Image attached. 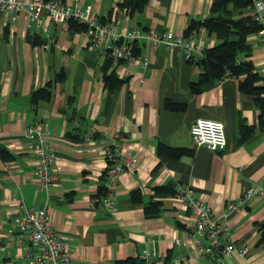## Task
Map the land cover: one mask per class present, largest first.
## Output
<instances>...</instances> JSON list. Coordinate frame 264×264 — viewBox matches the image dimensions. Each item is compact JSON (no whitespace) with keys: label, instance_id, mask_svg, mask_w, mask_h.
Wrapping results in <instances>:
<instances>
[{"label":"crops","instance_id":"0c3cea01","mask_svg":"<svg viewBox=\"0 0 264 264\" xmlns=\"http://www.w3.org/2000/svg\"><path fill=\"white\" fill-rule=\"evenodd\" d=\"M117 1L82 0L118 29L157 31L183 30L190 19L204 18L211 0H148L131 14ZM44 24L28 23L23 11L11 17L0 10V144L13 153L11 158L0 157V264L27 262L30 243L12 222L24 206L50 211L54 230L69 241L67 264H131L148 237L165 254L156 264H172L174 258L177 264H264V243L257 241L264 198L252 197L236 210L227 208L228 200L264 178V125L259 124L253 95L239 89L244 74L221 75L193 91L189 81L201 70L196 60L186 58L176 44L139 40L148 63L111 61L107 71L128 77L110 90L102 77V63L109 57L89 45L85 29L70 31L67 20L45 19ZM247 38L251 54L242 52L238 58L264 64V40L255 32ZM194 40L202 50L218 37L204 29L195 31ZM48 82L51 96L32 101L31 91ZM165 99L184 107L169 108ZM197 116L224 122L223 148L195 143L189 126ZM32 122L39 124L55 151L52 168L57 177L45 187L38 186L32 171L36 155L28 148L25 132ZM108 130L121 133L120 159L134 157L115 178L112 197L117 208L112 212L92 201L106 165L97 138ZM159 141L189 150L160 153ZM163 184L172 190L159 193L156 186ZM179 185L190 186L192 194L228 224L235 248L221 261L193 247L185 224L189 209L174 197ZM132 188L139 189L141 198H131ZM150 199H161L160 210L145 215ZM243 245L247 249L240 252L238 246Z\"/></svg>","mask_w":264,"mask_h":264},{"label":"built area","instance_id":"2783aa9c","mask_svg":"<svg viewBox=\"0 0 264 264\" xmlns=\"http://www.w3.org/2000/svg\"><path fill=\"white\" fill-rule=\"evenodd\" d=\"M0 10L9 12L14 17L23 11L28 23L44 24L45 19L66 21L69 18L84 23L90 46L101 48L106 55L115 61L125 59L129 62L140 61L146 65L149 61L146 52L135 53L130 40L152 41L154 44L163 42L166 45H178L182 48L186 58L196 59L202 53L199 44L194 40L195 29L188 32L166 29L157 31L154 28L131 26L118 29L115 22L107 15L97 14L84 6L82 0H0ZM261 23L255 31L256 37L264 40V0H254L247 11ZM46 30V25H42ZM203 25L197 31H203ZM253 70L264 74V64L255 66ZM228 71L222 75L226 76ZM189 131L197 145H205L210 149H220L226 144L224 122L219 118L197 116L189 126ZM25 132L28 138V148L36 155L32 171L36 176L39 187L49 186L57 177L52 168L55 151L48 144L47 138L38 123H29ZM90 129L86 135L90 137ZM108 136V137H107ZM120 131H107L97 138L102 154L106 161V173L103 180L105 193L95 195L92 201L99 200L110 212L116 210L117 205L112 197L116 176L133 162L134 157L120 159ZM264 198V178L251 182L235 198L228 200V210H236L247 204L252 197ZM175 200L187 206L189 212L185 217V224L189 239L193 247L211 259L221 261L223 256L235 248L229 238V226L217 214H213L206 202L192 194L191 187L179 185L174 194ZM13 224L26 233L30 243L26 264H67L70 260L69 241L57 234L51 224L50 211L45 206H24L20 213L12 218ZM152 238H146L145 245L135 257L133 264H156V260H163L165 254L152 243ZM240 252L247 249V245L238 246ZM174 258L171 263L177 264Z\"/></svg>","mask_w":264,"mask_h":264},{"label":"trees","instance_id":"16d2710c","mask_svg":"<svg viewBox=\"0 0 264 264\" xmlns=\"http://www.w3.org/2000/svg\"><path fill=\"white\" fill-rule=\"evenodd\" d=\"M148 0H118L116 4L123 7L129 14L141 10ZM254 0H211L209 10L206 16L202 19H190L183 31L188 32L192 28L203 25L207 32L213 33L218 37V41L212 45L204 47L202 54L196 58L201 70L196 80L189 81V87L193 91L200 90L204 84L220 77L224 72L229 74H241L243 78L239 79L238 86L241 91L253 95L254 102L259 107L258 120L260 126L264 125V74L253 70V62L249 57H239L243 52L245 56L251 54V43L248 40V35L254 33L260 26L258 22L247 11L252 7ZM68 30L85 29V24L75 19L67 20ZM32 34H28L29 39H32ZM36 37V36H35ZM35 39V38H34ZM43 39L35 41H42ZM135 53L140 52L141 44L138 39L130 40ZM110 58H106L102 63V77L105 86L110 90H115L127 79L128 76H117L113 70L107 71ZM48 84L37 87L31 91L30 97L32 101L45 99L51 96L52 90ZM164 104L169 108H183L184 104L175 102L170 99H165ZM243 136V132H242ZM187 147L173 146L162 141L157 143V151L164 152L168 155H179L182 152L188 151ZM13 153L4 145L0 144V157L3 159L11 158ZM106 173V168L102 169L100 174L101 181L98 184L95 195L101 196L105 193V185L103 183ZM156 190L162 191L172 188L168 184L157 185ZM132 199L141 198L138 188L130 190ZM94 203H100L95 200ZM161 199H150L144 205L145 215H154L159 212ZM258 243H264V220L258 225ZM135 257L130 259L131 264L135 262Z\"/></svg>","mask_w":264,"mask_h":264},{"label":"rangeland","instance_id":"374dc122","mask_svg":"<svg viewBox=\"0 0 264 264\" xmlns=\"http://www.w3.org/2000/svg\"><path fill=\"white\" fill-rule=\"evenodd\" d=\"M122 8H123V7H122ZM197 28H198V27H196V28H192L191 30H193V29L197 30ZM189 31H190V30H189ZM201 54H202V53H201ZM188 59H192V58H188ZM194 60H195V59H194Z\"/></svg>","mask_w":264,"mask_h":264}]
</instances>
